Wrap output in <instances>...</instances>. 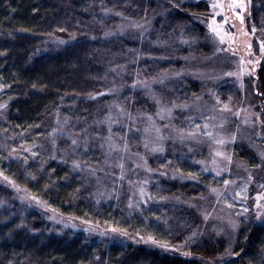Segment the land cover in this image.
Here are the masks:
<instances>
[{
  "label": "trees",
  "instance_id": "16d2710c",
  "mask_svg": "<svg viewBox=\"0 0 264 264\" xmlns=\"http://www.w3.org/2000/svg\"><path fill=\"white\" fill-rule=\"evenodd\" d=\"M209 2L138 34L155 0H0V264H264V221L239 216L228 259L223 237L203 234L196 207L221 179L198 170L206 146L176 139L197 132L186 119L204 86L174 75L214 51ZM245 27L264 45V0H249ZM254 83L264 103V55ZM215 98L235 109L241 92L227 81ZM160 109L173 130L145 159ZM253 147L233 157L255 169ZM138 184L147 207L130 206Z\"/></svg>",
  "mask_w": 264,
  "mask_h": 264
},
{
  "label": "rangeland",
  "instance_id": "374dc122",
  "mask_svg": "<svg viewBox=\"0 0 264 264\" xmlns=\"http://www.w3.org/2000/svg\"><path fill=\"white\" fill-rule=\"evenodd\" d=\"M199 1L155 0L152 14L144 21L132 24L130 30L132 33L138 31V34H143L156 19H165L184 3L194 4ZM209 6L210 14L206 21L214 51L208 57L189 58L186 67L174 75L195 80L204 86L200 98L193 106H188L193 115L186 119L197 132H183L176 139L181 142L184 137L206 146L208 156H204L206 158L198 164V170L203 176H210V180L221 179L220 187L209 186L210 202L197 205L196 210L204 221L203 234L215 231L226 241L224 259H228L232 256L241 218L252 219L256 224L264 221V103L254 94L256 63L264 55V45L258 42L254 48L255 40L245 27L249 0H210ZM227 81L233 82L241 92L240 106L235 109L220 108L216 103L215 92ZM121 117L119 114L118 118ZM149 122L154 123L156 128L145 140L149 150L145 159L154 151L159 154L162 149V131L169 127L173 130L170 111L158 110ZM163 136L169 138L171 134L166 132ZM236 143L250 147L256 144L252 149L258 156L257 168L250 169L233 157L232 146ZM140 160L136 166L139 171L150 173L146 171L144 156H140ZM157 174L169 177L170 180L176 176L174 173ZM188 180L195 181L190 178ZM130 204L134 208L151 204L141 184L136 185ZM62 224L75 227L74 223Z\"/></svg>",
  "mask_w": 264,
  "mask_h": 264
}]
</instances>
